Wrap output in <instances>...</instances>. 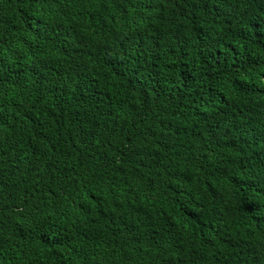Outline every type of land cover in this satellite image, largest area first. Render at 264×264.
<instances>
[{"label":"trees","instance_id":"obj_1","mask_svg":"<svg viewBox=\"0 0 264 264\" xmlns=\"http://www.w3.org/2000/svg\"><path fill=\"white\" fill-rule=\"evenodd\" d=\"M0 264H264V0H0Z\"/></svg>","mask_w":264,"mask_h":264}]
</instances>
